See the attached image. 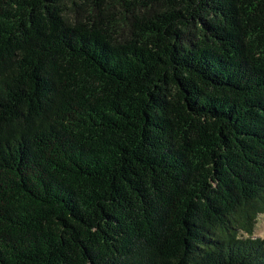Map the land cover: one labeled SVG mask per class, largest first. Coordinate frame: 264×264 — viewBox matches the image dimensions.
Returning <instances> with one entry per match:
<instances>
[{"label": "trees", "instance_id": "obj_1", "mask_svg": "<svg viewBox=\"0 0 264 264\" xmlns=\"http://www.w3.org/2000/svg\"><path fill=\"white\" fill-rule=\"evenodd\" d=\"M264 0H0V264H264Z\"/></svg>", "mask_w": 264, "mask_h": 264}, {"label": "rangeland", "instance_id": "obj_2", "mask_svg": "<svg viewBox=\"0 0 264 264\" xmlns=\"http://www.w3.org/2000/svg\"><path fill=\"white\" fill-rule=\"evenodd\" d=\"M254 237H263L264 236V213L260 214L257 217V222L254 228Z\"/></svg>", "mask_w": 264, "mask_h": 264}]
</instances>
